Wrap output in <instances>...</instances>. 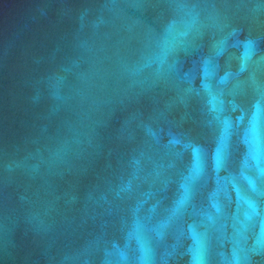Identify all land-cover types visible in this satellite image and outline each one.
<instances>
[{
	"label": "water",
	"instance_id": "obj_1",
	"mask_svg": "<svg viewBox=\"0 0 264 264\" xmlns=\"http://www.w3.org/2000/svg\"><path fill=\"white\" fill-rule=\"evenodd\" d=\"M0 264H264V0H0Z\"/></svg>",
	"mask_w": 264,
	"mask_h": 264
}]
</instances>
